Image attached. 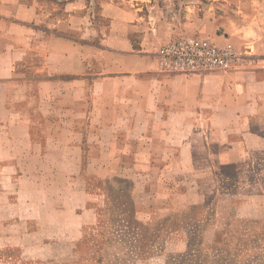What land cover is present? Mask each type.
I'll use <instances>...</instances> for the list:
<instances>
[{"label": "crops", "instance_id": "1", "mask_svg": "<svg viewBox=\"0 0 264 264\" xmlns=\"http://www.w3.org/2000/svg\"><path fill=\"white\" fill-rule=\"evenodd\" d=\"M165 1L0 0V132L52 167L66 230L91 235L86 219L110 210L188 212L227 169L248 205L264 198V0H203L206 38L238 57L191 73L161 65L178 36Z\"/></svg>", "mask_w": 264, "mask_h": 264}, {"label": "rangeland", "instance_id": "2", "mask_svg": "<svg viewBox=\"0 0 264 264\" xmlns=\"http://www.w3.org/2000/svg\"><path fill=\"white\" fill-rule=\"evenodd\" d=\"M202 6L203 0L165 1L177 37H207L209 16L200 20L196 12ZM25 145L13 129L0 132V264H264V198L248 205L245 186L232 189L231 169L206 205L167 217L105 211L86 219L97 218V225L83 235L75 221L68 230L58 223L64 192L48 176L52 167L35 164ZM225 199L236 202L227 206Z\"/></svg>", "mask_w": 264, "mask_h": 264}, {"label": "built area", "instance_id": "3", "mask_svg": "<svg viewBox=\"0 0 264 264\" xmlns=\"http://www.w3.org/2000/svg\"><path fill=\"white\" fill-rule=\"evenodd\" d=\"M161 65L171 72L191 73L228 67L238 57L235 47L219 45L198 35H182L167 43Z\"/></svg>", "mask_w": 264, "mask_h": 264}]
</instances>
